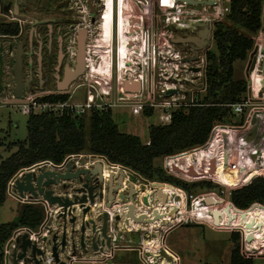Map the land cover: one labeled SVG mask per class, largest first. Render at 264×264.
<instances>
[{
	"label": "rangeland",
	"instance_id": "1",
	"mask_svg": "<svg viewBox=\"0 0 264 264\" xmlns=\"http://www.w3.org/2000/svg\"><path fill=\"white\" fill-rule=\"evenodd\" d=\"M129 1L134 2L138 7L139 3L137 0ZM159 1L160 0H149V4L147 7L148 9H150L149 12H143V10L141 11L140 8L137 10V8H135L132 3H129L128 0H120V2L118 0L116 1V3H119L122 6L118 10H120V12H122L121 10H123V13H120L122 18L121 20H124L123 22H125L126 24V32L122 31L121 38L119 37L117 39L116 47L121 50L115 63L116 69H114V67L112 68L110 53L108 51V36L107 33L104 32V36H107V40L102 39V41L99 42L95 48V56H100V62H95V65L92 64L93 67H91L89 72L80 79V82L86 83V85L83 87L84 89H80L70 101L71 103L79 102L81 104H84V102H86L84 99L86 95V89L91 88L93 95H98L94 99L96 104L95 109H111L113 119L122 131L137 134L144 141H147L149 139V131L152 125H161L159 121H156L157 117L145 116L143 113L140 115H134L130 108L131 104L123 101H117L114 98H116L117 96H131V94L125 93L122 90V85L120 84V82H122L123 80V73L127 72L128 70H130V73L127 72L126 76H130V74L132 75L131 79L129 80L130 88H133V86L136 85V80H140V73H148L149 86L156 89V91L160 90V84L163 81L164 76H161L158 73V69L156 70V72H153L152 65L149 67V69H147L142 64L140 65L137 55H133L132 51L127 49V42L123 40V33H128V36L130 34L134 35V40H137V37L141 38L140 30H138L137 33L134 32L132 28H130L129 32L127 30V21L129 20L128 18L130 16H134L137 11L138 15L143 14L149 16V28L151 29L152 33H154V41L156 42V44H159L160 46L163 45L171 35L175 34L174 30H169L166 27L165 24L167 23V16L165 14L168 10H176V8L174 7V5H171L169 9L161 11L159 10ZM229 3V0H223L222 5H206L200 7V9H205L204 12H208L209 14L218 15L219 17L217 18L210 16V19H218L220 21L223 20L226 16V8L228 9ZM153 9L154 11L157 10L158 12H153ZM157 13H159L160 20L156 22L155 20L157 17ZM170 18L172 19L171 21L174 20L172 16ZM8 20L9 18L4 17L0 12V23L7 22ZM153 20L154 26L153 23H151L153 22ZM103 21L105 22L106 18H104ZM128 36L127 40L130 38ZM130 40H133V38H131ZM254 40V49L248 56L247 60L242 62L237 61L235 63L237 73L242 75L247 84L248 78L253 82L254 79L257 80L258 72H256V69L262 67L263 65L264 8L263 26L259 33L254 36ZM178 47L180 46L171 45L168 51L166 50L167 47H165V52H168V54L171 53L170 56H172V53H174L176 48ZM212 49H214V41L211 44L210 50ZM146 56L147 55H144V59H146ZM258 57H261L262 59L260 64L257 62ZM173 58L178 59L180 58V56L178 55L177 57ZM177 61L178 60H176V62ZM172 66L173 65L170 64L168 66V69H171ZM181 68L182 65L180 64L179 70ZM176 70L177 69H175V71ZM182 74L186 75L183 70ZM189 76L190 74L187 75V77ZM139 82L141 83L142 81ZM91 84L96 89L93 88ZM174 93H177V89H175ZM198 95L200 98H202L205 95V92L199 93ZM103 96H106L109 100H104ZM83 107H79V109H82ZM180 108V105H176L171 108V111H179ZM27 119L28 115L23 114L16 107H12L9 105L0 106V160H5L9 156H11L18 150V143L26 140L28 135ZM214 130L223 142L233 144L235 149L233 159L234 164L236 165V171H233L232 167L217 165L213 166L211 162H209V159H211V148L207 145H196L175 152V170L179 176H175L173 174V170L172 172H168L166 170L167 163L164 157H160L158 160H156V163L160 165L167 174H171L173 177L189 185L201 182H213V184L215 185V189L199 188L195 191H191L194 194L213 190L221 196V198L215 196L212 199H207V205L202 204L207 208L206 211H208V213L210 214L208 220L202 217L205 224H184L168 234L166 244L180 255V257L182 258V264L234 263L231 259L232 250L235 243L230 233L229 214L225 210V207L229 203L233 184L248 182L250 180L251 172L259 169H264V104L256 102L252 103L242 114H237L231 111L228 117L214 123ZM83 154L84 155L81 156L79 160H75L78 161V164L76 166L80 168H89L94 162V158L92 156L93 154L89 152H83ZM96 157L100 158V162L103 163V171L106 177H109L111 172H116V168L113 167V164H111V162L103 157ZM253 163L255 164V167L252 166ZM38 168L39 167H34L27 172H34L33 174H35L38 171ZM126 173L129 172L126 171ZM129 177H131L130 174ZM47 179H49V177ZM60 183L62 184L56 185L60 193L55 194V196H58L59 194L61 196L68 195L69 198L70 193V196H74L75 201H73V203H75L76 199L78 198L77 195H79V193L76 192L75 188L70 184L76 183L75 186H77L79 185V183H77L74 179H63L60 180ZM87 183L89 185L91 184L93 188H96L95 190L97 192L102 190L103 192L106 191V183L104 184L103 180L101 179L95 184V181L91 176V179L87 180ZM135 184L136 186L140 185L138 182H136ZM103 185L105 187L104 189ZM149 189V186H147L146 188H142L141 195H147V197L149 198ZM28 194L31 195V193ZM152 198L153 197H151V207L156 209L158 208L156 206L164 205L163 202L165 201L162 202L160 199L153 200ZM89 199L90 195L88 201H85L84 204L86 205L85 207L83 206V209L86 208L85 210H88V212L85 211L86 213H94L97 216L74 215L73 212L69 216L65 215L64 217V215H61V213L63 212V208L59 207L63 204L61 202L59 203L56 201H50L51 207H55L54 209L57 208V213H53V219L50 222L49 226L50 228H48L47 225L44 228L42 236L35 234L40 232V227L36 230H32L35 233L24 229L21 230L22 228L16 229L10 237L12 239L8 240L4 245V264L6 263L5 256L8 250H11V252L9 251V259L11 260L14 255V258H17L19 264H34V262L37 260L36 257L32 256V246H28L27 257L20 258L21 254L23 253V248L21 246V241H16L15 239V234L18 230H21L19 232L20 236H28V240H30L35 246H37L38 249L41 248L42 250H44V253L41 254L39 252H35L37 258H39L40 261L42 260V264H59L60 260L63 262H67L72 256H74L76 251L80 254L91 252L94 254V256L108 254L110 250V243L106 242L104 238L105 233L103 232V229L101 227V220L104 221V217H102L101 215L104 214V212L108 210L107 208L110 207L106 205L104 197H100L98 199L96 198L95 201H89ZM91 199L94 200L95 197ZM24 203L25 201H19L18 199L7 193V199L5 203L3 205H0V225L3 223L15 221L18 218ZM120 205L122 204L116 202L113 206L118 210L120 209ZM36 206L40 207L44 211L45 207L41 202L37 203ZM257 208V219L255 222L254 233L252 234V241L254 244V259L260 262L264 260V219H262L261 216L264 210V204H262L261 206H257ZM134 214V210L131 211V219L135 220V222H132V227H134V229L138 232H126V240H133L135 243L133 245L142 244L144 246L142 247V250L147 252L149 254V258L151 259L149 260L147 258L148 264H155L156 257L159 264H173V260L176 254H173V252L167 247V245L163 243V240L161 238L152 239L149 235L143 237V230L145 226H149V223H152V220L148 218L147 213L141 214L136 218L134 217ZM156 214L159 213L156 212ZM160 216L161 215L159 214V217ZM81 217H83V221L81 220ZM79 218L81 221L79 220ZM158 219L159 218L153 219L154 222L156 221V224L158 223ZM171 220H168L166 223L164 222L163 224H160L163 225L162 229L166 228ZM113 223H116V225H112V228L117 231V234H120L119 237H122V235L124 234L123 232H121V227L124 226L125 223L126 225L131 224V222L128 223V220L124 217H115ZM79 224H81L80 229L82 230L83 237L91 236L92 240L96 241L97 243L96 248L89 250L86 247L85 240L82 239L80 241V235L78 236ZM102 225L105 226L106 224L102 223ZM95 227H97V229H95ZM55 236L56 238L62 236V244L60 243V241L56 242ZM88 242L89 239H87V243ZM53 246H56V252L59 256V262L54 255ZM80 254H75V261L71 258L74 264H143L139 259V250L134 249L117 250L113 257L108 259L107 261L104 260V258L94 259L83 257V259L81 258L83 255Z\"/></svg>",
	"mask_w": 264,
	"mask_h": 264
},
{
	"label": "built area",
	"instance_id": "2",
	"mask_svg": "<svg viewBox=\"0 0 264 264\" xmlns=\"http://www.w3.org/2000/svg\"><path fill=\"white\" fill-rule=\"evenodd\" d=\"M139 4H142L148 7L149 0H137ZM230 1V0H229ZM160 9L166 10L171 7V5H166L160 0ZM229 11L226 8V12ZM168 13V12H167ZM166 13V14H167ZM2 14V13H1ZM227 14V13H226ZM4 15V14H2ZM6 15V16H5ZM4 17L9 18L7 23H11L14 21L16 18L10 17V15L5 14ZM211 16L213 17H219L218 15L212 14ZM171 14H167V23L165 25H168L169 22H171ZM221 19V18H220ZM218 19H210V33L208 36V44L201 48L200 50H193L191 53H188L184 55L185 59H182L181 57L178 59H174L173 57H177L178 55L180 56L181 51L177 50L172 56L168 54V52H165V47L166 50L168 51L169 47L176 46L177 44L172 41L175 37L174 35H171L169 39H167L166 43L163 45L156 44L154 41V33H152L150 28L145 29L144 31H141V38L137 37V40H134L133 38L134 35H129L130 37L127 40V49L132 51V54H136L137 58L139 59L140 65H144L147 69L152 65V70L153 72H156L158 69V73L163 77V81L161 82L160 90L156 91V89L152 88L149 86V77L148 73L139 74V79L138 81H142L140 83V90L137 92H130L125 89L124 87V81L127 77H132L130 76H123V81L120 83L122 85V90L125 93L131 94V96H117L114 98L117 101H123L127 102L130 105L131 111L134 115H140L144 112L145 109H151L153 110V116H156L157 119L156 121H159L161 125H167L172 122V117L173 113L171 111V108L180 105L182 107H188L193 105L195 102L199 100V93L206 92L207 87H208V80H207V52L211 48V44L214 41V27L215 23L218 22ZM179 25L185 26L184 24L178 23ZM132 29L134 32L137 33L139 27H134L132 26ZM143 33V34H142ZM135 34V33H134ZM133 38V40H130ZM15 40V35L14 34H0V47L2 46L4 48L3 54H6L12 47L13 51L16 49L14 48L13 41ZM201 52V53H200ZM144 55L146 56V59H144ZM169 55V56H168ZM176 60L179 61V63H176ZM261 57H258L257 62L260 64L261 63ZM151 62V63H150ZM172 64V68L168 69V66ZM182 65V68L179 71H175V69H178L179 65ZM263 64V62H262ZM139 65V66H140ZM182 70L185 72L186 75L182 74ZM128 70L127 72H129ZM148 72V71H147ZM257 73V80L254 79V82L247 79L248 84H247V90L244 96L239 100L237 103L231 105V111L237 114H242L246 111V108L252 104V103H260L264 104V90L262 87H260V79L262 76V67L256 69ZM88 73V72H87ZM130 73V72H129ZM86 74V73H85ZM190 74L189 77L187 75ZM83 77V76H82ZM81 77V78H82ZM77 80L72 84V86L69 89H63V90H43L40 92L36 91H31V90H25L23 92V96L18 97L15 94V90L13 87L8 84L6 87H4L0 91V106H5L9 105L12 107H16L19 109L23 114H26L28 116L30 115H37V114H54L55 116H63L65 114L70 115V116H83V117H88L90 116L93 112L95 111H101V110H107L106 108H102L101 110H96L95 109V101L94 99L98 95H93L92 89L87 88L86 89V95H85V101L84 104L73 102L71 103V99L77 94V92L80 89H84L83 87L86 85V83L80 82V79ZM145 81V82H144ZM92 85V84H91ZM93 88H95L92 85ZM96 89V88H95ZM170 89H177V93H171L167 94V91ZM133 95V96H132ZM59 96H67L66 99H58V100H49L47 98L50 97H59ZM104 100H109L106 96H103ZM102 97V98H103ZM122 99V100H119ZM111 100V99H110ZM84 106V107H83ZM79 107H83L82 109H79ZM180 108V109H181ZM215 142L216 143H226L223 142L217 135L216 131L214 130L213 126V142L209 144H202V145H207L211 148V159H209V162L213 166H215L214 162L218 160L221 156L222 149L215 148ZM146 144H150V140L148 139L146 141ZM228 144V143H227ZM175 154V153H174ZM172 154L171 156H164L165 161L167 163L166 170L169 172H172L175 176H179L175 170V155ZM234 154H235V149L233 151L232 156L228 159V163L225 165V167H232L233 171H236V165L234 164ZM83 153H77V154H70L65 157V159L61 163H54L50 160H44L41 162H38L30 167H26L23 169H20L8 182L7 185V193L19 201H25V203L29 204H37V203H42L44 205V211H45V218L43 222L41 223L40 227V232L35 233L32 231L30 228L22 227L21 230H27L32 233H35L37 235H41L44 232V228L47 226L50 228V222L53 219V211L51 210V203L50 200L46 199L44 195L38 194L37 196L34 195H29L28 192H24L23 195H21L17 189V181L18 180H23L25 174H27L30 169H33L34 167H39L38 171L35 173L36 175L43 174L45 172H54L56 174H67V173H76L81 169H88L91 170L96 167L97 163L100 162V158H97L96 156H100L108 160L105 156L101 155H95L93 154L94 162L92 166L88 167H78L76 166L78 164V161L81 156H83ZM75 161V162H74ZM109 161V160H108ZM168 161V162H167ZM110 162V161H109ZM102 164V172H103V183H106V191H96V188H93V197H95L94 201L96 198L104 197L106 205L108 204V199H107V185L109 181L110 175H113V185L116 186L120 177L123 178V185L117 189L114 190V200L112 201V205L108 206L110 208L108 209V212H104V214H107L106 218V231H105V241L110 243V250L108 254L106 255H97L94 256L93 253H83L80 254L79 252H75V254H80L83 255L81 258H94V259H99V258H104V260H108L113 257L115 252L117 250H139V259L143 264H148L147 258L151 260L146 254L144 250H142V247H144L142 244L141 245H133L135 244L133 240H126V232L131 233V232H138L137 230L132 227V222H135V220L131 219L130 213L132 210H134V217H138L141 214L147 213V216L149 219L152 220V223H149V226H145L144 228V234L143 237L146 235H149L152 239L154 238H161L163 240V243L166 244L167 236L168 234L173 231L174 229L181 227L184 224H193V223H204L203 218L209 219L210 214L208 213L207 208L204 205H207L206 200L207 199H212L215 196L218 198H221V196L213 191H206V192H200L198 194H194L193 192H189L187 189L178 186L173 183L169 182H161V181H156V180H149L142 176L139 172L136 170L124 166L122 164L118 163H112L113 167H115L116 172H111L109 177H106L104 171H103V163ZM220 166V165H217ZM253 167H255V164H252ZM259 169V168H257ZM128 171L129 173H126ZM34 173V172H30ZM129 174L131 177H129ZM253 174H262L264 175V171L262 169L253 171L250 173V180L248 182H242V183H237L233 184L232 190L234 186L240 185V184H247L250 183L252 180V175ZM171 175V174H168ZM172 176V175H171ZM95 184L100 181L101 177L99 174L92 175ZM51 178V177H50ZM44 180H47L44 178ZM63 180V179H61ZM102 180V179H101ZM73 181V180H72ZM136 182H138L140 185L136 186ZM213 183V182H212ZM57 184H62L60 181ZM56 183H51L48 186H44V192L51 190L52 195L55 196V194L60 193L59 190L57 189ZM76 183L70 184L72 187L75 186ZM36 185V183H34ZM64 185V184H63ZM66 185V184H65ZM158 185H163L166 186L162 188L160 191H158ZM55 186V187H54ZM78 187H82V183H79L77 185ZM90 186H92L90 184ZM149 186L151 190L153 191L150 197H153V200L160 199L163 202V198L165 196V202L164 205L161 206H156L158 208H153V207H147V203L143 205L142 202L148 201L150 197L148 198L147 195L143 196L141 195V189L146 188ZM103 185V189H104ZM135 189L136 192L133 193V198H131L129 195L131 193L132 189ZM215 189V188H214ZM63 191V190H62ZM65 192V191H64ZM68 194V193H67ZM60 195V194H59ZM58 195V196H59ZM83 195L87 196V200L89 198V191L88 188H84L83 191L79 193L78 198H81ZM123 195V197H122ZM63 201L68 199V195L64 196H59ZM69 199L74 200V196L69 193ZM134 200L133 204H129L127 202H130V200ZM91 198L89 199V201ZM85 201H80V203H84ZM118 202L123 205L121 209H116L113 205ZM60 203V202H59ZM63 204V203H62ZM71 205V204H70ZM70 205L66 206L63 204L64 207L69 208ZM86 204L83 206L85 207ZM159 205V204H158ZM262 204L255 203L253 205V211L255 212L258 208L257 206H261ZM144 208H140L143 207ZM133 208V209H132ZM225 210L229 214V223H230V233L232 232H238L240 234V253L243 258L245 259H252L253 262H241V263H228V264H264V262H258L257 260L254 259V244L252 239H249V235L252 237V234L254 233V227H255V222L257 219V212H255V215H252V218L249 220V214H246L249 212V209L242 210L238 209L235 207L229 198V203L226 205ZM158 212L161 216L159 217V214H156ZM206 212V213H205ZM73 213V211H72ZM71 213V214H72ZM104 214L101 216L104 217ZM61 215H67L69 214H61ZM202 215V216H201ZM157 216V217H156ZM60 217V216H59ZM101 217V219H102ZM117 217H124L128 220V223L131 222V224L125 223L124 226L121 227V232L124 234L122 237H119L120 234H117V231H115L112 228V225L115 226L116 223H113L114 218ZM133 217V218H134ZM162 217V218H161ZM203 217V218H202ZM83 217H81V220ZM154 218H159L158 223L156 224V221L154 222ZM100 219V220H101ZM172 219V220H171ZM80 220V218H79ZM80 220V221H81ZM168 220H171L168 226L164 229L163 224L164 222L166 223ZM105 222L101 220V227L102 229L104 228V225L102 223ZM248 222H251L252 224V230L249 232L248 228ZM79 224V231H78V236L80 235V241L82 239L85 240L86 247L91 250L96 247H94V244L96 241L92 240L91 236H84L82 234V230L80 229ZM38 227V228H39ZM19 229V228H18ZM97 229V227H95ZM21 230H18L15 234L16 236V241H21V237L23 235H19V232ZM251 233V234H250ZM83 237V238H82ZM86 238V239H85ZM10 238L9 240H11ZM87 239H89V242L87 243ZM57 241H60L62 244V236L57 237ZM142 242V241H141ZM18 243V242H17ZM77 243V242H76ZM97 244V243H96ZM167 245V244H166ZM14 247V246H13ZM167 247L173 252L175 255V258L173 260V264H182V258L176 251H174L172 248H170L168 245ZM11 252V250H8ZM8 251L6 252L5 256V264H9V253ZM72 256L71 258L75 261L76 255ZM89 254V255H87ZM13 255V253H12ZM37 258V256H36ZM69 259L67 262H64V264H74L72 262V259ZM83 258V259H84ZM16 260H14V255H13V263L15 264V261H17V258L15 257ZM12 260V259H11ZM39 263L34 262V264H42V260L40 261L39 258ZM157 261V257L155 259ZM59 262V261H58ZM63 261L60 260L59 264L62 263ZM19 263V262H18Z\"/></svg>",
	"mask_w": 264,
	"mask_h": 264
},
{
	"label": "trees",
	"instance_id": "3",
	"mask_svg": "<svg viewBox=\"0 0 264 264\" xmlns=\"http://www.w3.org/2000/svg\"><path fill=\"white\" fill-rule=\"evenodd\" d=\"M263 8L264 0H230L226 16L215 23L214 49L207 52L205 95L193 105L175 111L170 124L152 125L150 144L137 134L122 131L114 121L111 109L95 111L88 117L67 114L60 117L48 113L28 116L26 140L18 143V150L11 156L0 160V205L7 199L8 182L20 169L44 160L59 164L66 156L83 152L105 156L110 162L130 167L149 180L173 183L189 192L215 188L211 182L189 185L168 175L156 160L213 142L214 123L228 117L231 105L246 93L247 83L237 73L235 63L246 61L253 51L254 36L263 26ZM18 32L17 24L0 23V34ZM59 98L66 99L67 96L47 99ZM143 114L153 116V110L145 109ZM215 148L222 149V153L214 164H227L234 151L233 144L215 142ZM230 199L238 209H249L246 214L250 220L254 215L253 205L264 204V175L253 174L250 183L234 186ZM44 218L45 213L40 207L24 203L15 221L0 225V264H4L3 248L13 232L22 227L36 230ZM248 228L250 232L251 222H248ZM231 236L235 243L232 262L252 263V259H245L240 253V234L232 232Z\"/></svg>",
	"mask_w": 264,
	"mask_h": 264
},
{
	"label": "flooded vegetation",
	"instance_id": "4",
	"mask_svg": "<svg viewBox=\"0 0 264 264\" xmlns=\"http://www.w3.org/2000/svg\"><path fill=\"white\" fill-rule=\"evenodd\" d=\"M116 1L0 0V12L16 18L11 23L17 24L19 27V32L14 34L15 40L12 46L17 48L21 44L24 50L22 84L25 86L27 83V85L23 92L25 90L40 92L60 89L59 83L65 78H72V73L77 71L79 45L82 42L85 44L86 68L69 84V89L74 82L89 72L95 62H100V56H95V48L102 39H107L104 36L105 29L108 36V51L112 68L116 69L115 63L121 50L116 47L117 39L121 38L122 31L126 32V24L123 22L124 20H121L120 15L123 10H121L122 12L118 10L122 6ZM118 1L120 2V0ZM128 2L134 3L129 0ZM203 6L206 5L176 3L174 4L176 10L167 11L174 19L166 25L167 28L178 23L185 25L184 29L174 30V39L196 36L202 30L210 28V16L212 14L204 12L205 9L201 10L200 7ZM6 7H8L7 11H5ZM137 8L143 12L150 11L146 6H140V4ZM159 10H161L160 7ZM153 12L158 11L153 9ZM137 13L138 11L134 16L128 18V32L132 26L139 27L140 31L149 28V16L138 15ZM167 14L165 15L167 16ZM156 16L155 21L157 22L160 20L159 13ZM104 18H106L105 22L103 21ZM151 23L154 26V20ZM84 29H86V35L83 34ZM127 34L123 33L125 42H127ZM202 38L208 41V37L201 36ZM177 46L180 47L176 48L175 52L180 50L182 59H185L184 55L197 50L192 43H179ZM39 52L41 58H39ZM3 60L1 89L10 84L15 90L14 60L6 56H3ZM92 60L93 63H91ZM123 75L126 76L127 72H124Z\"/></svg>",
	"mask_w": 264,
	"mask_h": 264
},
{
	"label": "water",
	"instance_id": "5",
	"mask_svg": "<svg viewBox=\"0 0 264 264\" xmlns=\"http://www.w3.org/2000/svg\"><path fill=\"white\" fill-rule=\"evenodd\" d=\"M162 2L166 5H171V4H176V3H183V4H188V5H198V4H203V5H222L223 1L222 0H162ZM140 6H142L140 4ZM8 10V7H6V10ZM185 26L179 25V24H174L168 27L169 30H175V29H184ZM210 33V29H205L204 31L202 30L199 35L192 36V37H187V38H175L172 39V41L176 44L179 43H192L196 46L197 49L203 48L205 45L208 44V41L203 40L202 37H208ZM83 34L86 35V29L83 30ZM83 35V36H84ZM10 50L6 53L3 54L4 48L1 46L0 47V83L2 82V74H3V56H6L8 58H11L14 60V74H15V81H16V89H15V94L18 97L23 96V89L26 87L27 83L25 86L22 84V70H23V46L20 44L18 47L13 51L12 47L9 48ZM85 44L82 42L79 45V54H78V64H77V71H74L72 73V78H65L64 81L59 83V88L60 89H68L69 84L79 75H81L86 68V61H85ZM39 52V58H41ZM130 77H127L124 81V87L126 90L130 92H137L140 90V82L136 80V86L134 88H129L130 86ZM260 87L263 88L264 90V60H263V65H262V76L260 79ZM1 86H0V91H1ZM175 89H170L167 91V94L174 93ZM122 100V99H119ZM99 174L101 179L103 180V172H102V164L99 162L97 163L96 167L88 170V169H81L76 173H67V174H56L54 172H45L43 174H32L28 172L25 174L23 180H18L17 181V189L21 195L24 194V192L31 193L34 196H37L38 194L44 195V197L50 201H56V202H61L64 205H70L73 203L72 199H67L66 201H63L61 197L59 196H54L52 195V191L48 190L44 192V186H48L51 183H58L61 179H74L76 180L77 183H82V187H75L76 192L80 193L83 191L84 188H88L90 198H93V186H90L87 183V180L91 179L92 175ZM51 176V178H50ZM49 177V179H47ZM46 178L47 180H44ZM36 183V185H34ZM123 185V178L120 177L118 183L116 186L113 185V175H110L109 181H108V187H107V199H108V206L112 205V201L114 200V190L119 189ZM136 190L133 188L130 193V197L133 198V193H135ZM102 196L104 194H101ZM123 197V195H122ZM86 201L87 196L83 195L80 199H76V201ZM93 201V199H91ZM163 201H165V196L163 198ZM129 204H133L134 200H130V202H127ZM133 211V210H132ZM106 218L107 214H104V219H105V224H106ZM106 225L103 228V232L105 233ZM56 239V236H55ZM21 246L23 248V253L21 254L20 258H26L28 255V246H32V256L36 257L35 252L44 253V250L41 248H37L30 240H28V236H22L21 237ZM94 247H97V244H94ZM56 246H53V252L56 257V259H59V256L56 252ZM148 254V253H146ZM149 255V254H148ZM37 259V258H36ZM59 261V260H58ZM36 263H39V260H36ZM15 264H19L18 261H15ZM64 264V262L60 263ZM155 264H159L158 262H155Z\"/></svg>",
	"mask_w": 264,
	"mask_h": 264
},
{
	"label": "bare ground",
	"instance_id": "6",
	"mask_svg": "<svg viewBox=\"0 0 264 264\" xmlns=\"http://www.w3.org/2000/svg\"><path fill=\"white\" fill-rule=\"evenodd\" d=\"M223 1V0H222ZM132 5H134L135 6V8H137V6L135 5V3H132ZM137 10H138V8H137ZM105 32L107 33V31H106V29H105ZM105 37H107V36H105ZM133 38H134V36H133ZM104 40V39H103ZM105 40H107V39H105ZM106 47V46H105ZM107 53V52H106ZM169 55H171V53L169 54ZM94 61H91V63H93ZM179 68H180V65H179V67H178V69L177 70H179ZM123 81V80H122ZM121 83V82H120ZM136 86V85H135ZM135 86H133V88L135 87ZM129 88H130V86H129ZM102 197V196H101ZM86 201H88V200H86ZM94 201V200H93ZM145 202L147 203V207H150V199L147 201H144V203H143V205L145 204ZM85 203V202H84ZM84 203H80V201H76L75 203H71V205H70V207L69 208H67V207H64L63 205L62 206H59V207H61V208H63V212L61 213V214H71L72 213V211L74 212V215H83V216H89V215H91V216H97V215H95L94 213H86V212H88V210H85V209H83V205H84ZM87 203H89V202H87ZM58 207V208H59ZM120 207V209L123 207V205H120L119 206ZM143 207H145V206H143ZM142 207V208H143ZM55 208V207H54ZM54 208H52L51 207V210L53 211V213H57L56 212V210H57V208L56 209H54ZM107 208V207H106ZM86 211V212H85ZM108 211V210H107ZM107 211H105V212H107ZM99 215V214H98ZM8 253H9V251H8ZM10 258V257H9ZM14 260H16L15 258H14ZM10 262H9V264H14L13 263V258H12V260H9ZM19 262V261H18Z\"/></svg>",
	"mask_w": 264,
	"mask_h": 264
},
{
	"label": "crops",
	"instance_id": "7",
	"mask_svg": "<svg viewBox=\"0 0 264 264\" xmlns=\"http://www.w3.org/2000/svg\"><path fill=\"white\" fill-rule=\"evenodd\" d=\"M160 6V5H159ZM178 63H179V61H177ZM176 62V63H177ZM174 164H175V161H174ZM263 171H264V169H262ZM166 186H163V185H158V187H155V188H158V191H160L162 188H164V189H166L165 188ZM152 190H151V188L149 189V193H150V196H151V194H152ZM149 196V197H150ZM150 203L152 204V201H151V197H150ZM151 204H150V207H151ZM255 212H257V210L255 211ZM255 212H254V215H255ZM261 216H262V219H264V210H263V213L261 214ZM261 262H264V260L263 261H261Z\"/></svg>",
	"mask_w": 264,
	"mask_h": 264
}]
</instances>
